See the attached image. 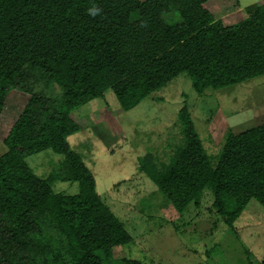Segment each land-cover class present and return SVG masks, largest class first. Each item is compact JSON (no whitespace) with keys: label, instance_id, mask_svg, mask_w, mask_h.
<instances>
[{"label":"trees","instance_id":"16d2710c","mask_svg":"<svg viewBox=\"0 0 264 264\" xmlns=\"http://www.w3.org/2000/svg\"><path fill=\"white\" fill-rule=\"evenodd\" d=\"M211 1L0 0V114L12 87L29 94L0 156V264H146L114 256L132 235L67 142L81 128L72 112L108 90L129 110L181 73L199 94L264 75V3L226 24ZM178 122L170 160L140 166L163 198L180 214L205 205L230 226L252 199L264 208V122L228 132L214 164L187 105ZM46 149L64 156L57 176L77 193L24 161Z\"/></svg>","mask_w":264,"mask_h":264},{"label":"rangeland","instance_id":"374dc122","mask_svg":"<svg viewBox=\"0 0 264 264\" xmlns=\"http://www.w3.org/2000/svg\"><path fill=\"white\" fill-rule=\"evenodd\" d=\"M239 1L212 0L210 7L226 24H233L256 5H250L256 0ZM28 98L19 87H12L7 95L0 114V156L8 150L3 140ZM184 105L214 164L228 132L264 122V75L199 94L190 77L181 73L129 110L121 109L108 90L103 98L72 112L81 128L67 142L90 168L104 202L132 235L129 244L113 248L114 256H130L146 264H264V208L256 200L231 226L205 205L180 214L140 168L143 161L162 166L170 160L183 138L178 112ZM63 158L46 149L26 154L24 161L37 175L51 176L55 191L77 193V182L57 176ZM205 198L212 199V192Z\"/></svg>","mask_w":264,"mask_h":264},{"label":"crops","instance_id":"0c3cea01","mask_svg":"<svg viewBox=\"0 0 264 264\" xmlns=\"http://www.w3.org/2000/svg\"><path fill=\"white\" fill-rule=\"evenodd\" d=\"M258 3V4H257ZM262 3H264V0H256V1H254L252 4H250V5H254V4H256L255 6H257V5H259V4H262ZM239 4H240V1H239ZM238 9L239 10H243L244 8H242V7H238ZM245 10V9H244Z\"/></svg>","mask_w":264,"mask_h":264},{"label":"clouds","instance_id":"9594fccd","mask_svg":"<svg viewBox=\"0 0 264 264\" xmlns=\"http://www.w3.org/2000/svg\"><path fill=\"white\" fill-rule=\"evenodd\" d=\"M98 11H99V9L95 8V7L89 9V12H90L91 15H96Z\"/></svg>","mask_w":264,"mask_h":264}]
</instances>
